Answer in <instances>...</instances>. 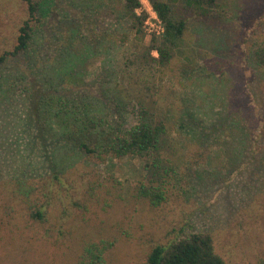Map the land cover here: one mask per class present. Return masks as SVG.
Returning a JSON list of instances; mask_svg holds the SVG:
<instances>
[{
	"label": "rangeland",
	"instance_id": "obj_1",
	"mask_svg": "<svg viewBox=\"0 0 264 264\" xmlns=\"http://www.w3.org/2000/svg\"><path fill=\"white\" fill-rule=\"evenodd\" d=\"M32 1L34 19L27 0H0V56L26 20L34 28L28 53L0 66V264H147L154 247L194 233L211 235L226 264L262 262L264 68L254 50L264 0L189 14L186 56L164 68L138 62L124 0ZM140 1L148 45L162 32H149L151 4ZM145 101L175 151L159 206L139 194L140 157L89 155L72 141L82 127L90 143L94 116L131 128Z\"/></svg>",
	"mask_w": 264,
	"mask_h": 264
},
{
	"label": "trees",
	"instance_id": "obj_2",
	"mask_svg": "<svg viewBox=\"0 0 264 264\" xmlns=\"http://www.w3.org/2000/svg\"><path fill=\"white\" fill-rule=\"evenodd\" d=\"M27 1L30 15L34 19L41 5L39 2ZM217 1L149 0L162 23L163 32L159 36L154 35L150 44L145 45L142 43L145 38L143 24L147 14L145 12L138 13L142 3L140 0H124L126 15L132 22L131 29L136 32L137 40L142 43V45L139 43L136 46L138 62L148 65L158 64L160 68H164L175 57L184 58L186 56L185 35L188 30V15L192 13L196 16H207L213 12ZM31 19L26 20L20 28L14 50L0 56V66L8 62L10 57L26 55L30 50L34 36ZM154 51L158 53V57L153 56ZM254 56L259 65L264 68V45L256 47ZM42 96L41 114L44 112L47 94ZM120 106V103L117 104L118 109ZM73 110H75L72 113L74 116L79 114L78 108ZM137 116V123L129 129L118 121H105L94 116L91 119V131H87L90 143L88 139L85 140L86 132L84 133L82 127L77 134L72 133V141L89 155L108 154L115 157L129 155L140 157L144 161L146 184L143 183L140 186L139 194L148 199L151 205L159 206L167 198V180L176 172L172 159L175 155L174 145L166 123L158 118L154 102H141ZM45 210L35 211L32 209L31 220L43 222L46 217ZM98 248L92 245L87 248L86 252L89 256H94L93 258L97 259L96 250ZM147 264H226V262L217 254L211 235L194 233L168 245L154 247ZM259 264H264V260Z\"/></svg>",
	"mask_w": 264,
	"mask_h": 264
},
{
	"label": "built area",
	"instance_id": "obj_3",
	"mask_svg": "<svg viewBox=\"0 0 264 264\" xmlns=\"http://www.w3.org/2000/svg\"><path fill=\"white\" fill-rule=\"evenodd\" d=\"M148 14H150V18L152 19H149L147 24H150V26H152L153 29H150V33L152 32H157L158 34H160L161 32H163V26H162V23L157 15V13L155 12V10L153 9V7L149 6V9H148ZM152 21V22H151Z\"/></svg>",
	"mask_w": 264,
	"mask_h": 264
}]
</instances>
